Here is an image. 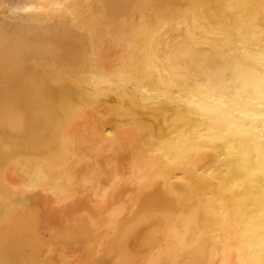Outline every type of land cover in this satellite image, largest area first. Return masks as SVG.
I'll return each instance as SVG.
<instances>
[{
	"label": "bare ground",
	"instance_id": "bare-ground-1",
	"mask_svg": "<svg viewBox=\"0 0 264 264\" xmlns=\"http://www.w3.org/2000/svg\"><path fill=\"white\" fill-rule=\"evenodd\" d=\"M0 264H264V0H0Z\"/></svg>",
	"mask_w": 264,
	"mask_h": 264
}]
</instances>
